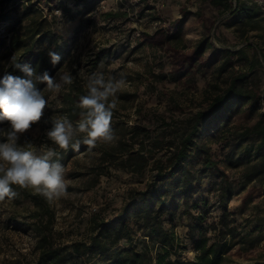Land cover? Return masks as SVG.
Here are the masks:
<instances>
[{
    "label": "rangeland",
    "instance_id": "obj_1",
    "mask_svg": "<svg viewBox=\"0 0 264 264\" xmlns=\"http://www.w3.org/2000/svg\"><path fill=\"white\" fill-rule=\"evenodd\" d=\"M21 4L25 2L18 1V11L14 15H19L21 6L18 5ZM182 5L191 11L181 32L183 44L187 48H192L200 38L208 36L215 48L237 49L246 43L250 44L252 49L248 53L254 52L260 58V50L264 47V18L259 20L258 29L242 36L234 27L223 24L224 15H220L209 0H81L78 5L75 0H40L42 14L62 36L60 45L65 52L62 65L52 77L59 79L58 72L70 71L75 77L73 83L78 82L86 91V77L91 73L102 72L106 78H123L125 86L115 97L117 118L124 120L129 127L142 125L152 134L162 130L165 134L168 130H181L194 113L207 107L211 96L218 89L224 88L232 75L243 71L241 64L235 63L233 68L219 73L217 65L220 54L213 56L211 47L202 57L204 66L201 72L195 73L192 80L183 78L181 83L176 84L168 78H156L158 73L166 75L170 68L169 50L147 45L142 41L140 33H153L180 17L179 9ZM64 9H69V12ZM110 10L116 11L118 15L105 18L103 14ZM197 10L214 21L210 29L206 30L201 25L194 14ZM12 25V19L0 21V38L6 42ZM3 64H6L5 60L0 62V79L5 75ZM255 78L264 91V63L256 68ZM45 87L42 92L48 103L44 115L28 132L21 135L18 141L20 146L31 142L37 148H54L55 144L47 138L46 133L52 127L51 118L64 115L61 95L70 85L56 94L46 91ZM256 119L257 114H251L244 105L232 117L229 127L233 129L252 125ZM3 129L1 126L0 132ZM227 133L225 137L228 138L222 141H229L228 147L222 148L219 142H211L212 151L218 160L224 159L231 149L237 147L236 140L227 136ZM163 153L165 150L157 156ZM96 157V149L81 152L71 157L64 166L68 182L67 195L50 203L54 212L52 225L57 243L70 244L88 239L91 221L98 217L108 220L116 215L131 191L143 189L155 172L152 160L141 174L110 167L107 173L99 176L94 186L88 188L92 176L88 171L96 165ZM218 166L224 171L235 192L225 200V215L219 202L221 180L209 174L203 176L202 191L193 196L208 200L191 211L204 216L202 229L210 240L229 229L226 239L232 246L226 254V264H264V187L255 181L245 190L239 191L242 167H231L224 162ZM250 187L255 188L247 192ZM13 190L18 193L14 199L0 202V264H24L34 261L39 253L36 248L38 234L32 226L34 218H30L35 207L24 196L32 191L18 186H13ZM247 193L252 195V199L244 202ZM92 207L96 210L92 211ZM173 221L176 242L179 243L177 252L183 260L190 261L197 253L187 236L188 225H192L193 220L187 214L179 215L177 212ZM164 225L170 227L169 223ZM255 228L260 229L253 231ZM133 240L139 242L142 237L136 233ZM121 244L128 246L124 239ZM155 250L156 247L152 249L153 253Z\"/></svg>",
    "mask_w": 264,
    "mask_h": 264
},
{
    "label": "trees",
    "instance_id": "obj_2",
    "mask_svg": "<svg viewBox=\"0 0 264 264\" xmlns=\"http://www.w3.org/2000/svg\"><path fill=\"white\" fill-rule=\"evenodd\" d=\"M18 1L25 4L18 5L21 11L17 16L14 12L18 11ZM209 1L220 15H224L223 24L234 27L242 36L258 29L259 20L264 18V4L259 2L264 0ZM39 2L0 0V21L13 20L8 41L0 38V62L6 61L2 65L5 74L26 78L21 68L16 67L19 64L29 65L37 74L47 71L53 76L62 65L65 54L60 45L62 36L44 17ZM79 3L81 0H75V4ZM64 10L69 12V9ZM179 10L181 16L169 21L164 27L153 33H140L142 41L147 45L169 50L170 68L166 75L158 73L156 78H168L176 84L181 83L183 78L192 80L195 73L201 72L204 66L202 57L212 47L208 36L200 38L192 48L183 44L182 26L191 11L184 5ZM194 14L206 30L213 25L214 21L200 10ZM117 15L112 10L103 14L105 18ZM251 49L247 43L237 49L212 47L213 56L220 54L217 65L219 73L233 68L235 63H240L243 71L232 75L227 85L211 96L207 107L194 113L181 130H168L166 134L162 130L152 134L142 125L127 126L124 120L117 118V110H114L112 127L118 140L113 145L98 143L94 148L97 150L96 165L88 171L92 176L87 187L94 186L99 176L107 173L110 167L141 174L152 160L155 172L143 189L131 191L116 215L108 220L94 218L88 239L70 244L57 243L52 225L54 212L50 203L40 195L25 193L24 196L35 207L30 218H34L32 226L38 234L36 248L39 253L34 261L24 264H226V254L232 246L226 239L229 229L210 240L202 229L204 216L193 214L191 209L199 208L201 203L208 200L193 196L202 191L203 176L209 174L221 180L219 202L225 215V200L235 192L224 171L219 168L220 162L231 167H242L239 191L245 190L255 181L264 187V91L255 78L256 68L264 63V47L260 50L261 59L254 52L249 54ZM49 50L61 57L55 66L48 56ZM14 56L15 62L12 60ZM45 86L43 83L36 85L40 91ZM65 90L61 95L63 114L75 123L80 111L76 105L79 97L87 94V91L78 82ZM244 105L251 114H257V119L252 125L232 129L229 127L231 119ZM1 126L4 131L10 127L7 121L0 122ZM225 132L236 140L237 147L231 149L224 159L218 160L212 151L211 142H219L222 148L228 147L229 141H222L228 138ZM78 138L82 140L83 134ZM0 142H6V138L0 136ZM53 149L57 153L53 159L63 166L71 157L88 151L83 143L78 152L71 147L65 151L56 145ZM162 150L165 153L157 156ZM254 188L250 187L247 192ZM251 199L252 195L247 193L244 202ZM177 212L179 215L187 214L193 220V224L188 225L187 236L197 253L190 261L183 260L177 252L179 243L176 242L173 230ZM165 223H169L170 227H165ZM136 233L142 237L139 242L133 240ZM122 239L128 243L127 247L121 244ZM154 247L155 253L152 251Z\"/></svg>",
    "mask_w": 264,
    "mask_h": 264
},
{
    "label": "clouds",
    "instance_id": "obj_3",
    "mask_svg": "<svg viewBox=\"0 0 264 264\" xmlns=\"http://www.w3.org/2000/svg\"><path fill=\"white\" fill-rule=\"evenodd\" d=\"M48 56L53 66L60 62L61 57L55 51L49 50ZM12 60L15 62V56ZM16 67L21 68L26 78L5 74L0 79V122L7 121L10 125L0 132L6 138V142H0V202L14 199L18 193L13 186H18L53 203L66 196L68 189L66 169L53 159L56 151L47 146L37 148L31 142L20 146L18 141L42 119L47 107L48 101L36 85L43 83L46 91L56 94L72 85L75 77L70 71H62L57 73L59 79H56L47 71L37 74L29 65L17 64ZM125 83L123 78H106L102 72L88 75L87 94L81 95L76 105L80 110L79 119L73 123L67 115L51 118L47 138L65 151L71 147L78 152L81 143L88 151L98 143L113 145L118 140L112 127L117 107L115 97ZM81 134L82 140L78 138Z\"/></svg>",
    "mask_w": 264,
    "mask_h": 264
},
{
    "label": "built area",
    "instance_id": "obj_4",
    "mask_svg": "<svg viewBox=\"0 0 264 264\" xmlns=\"http://www.w3.org/2000/svg\"><path fill=\"white\" fill-rule=\"evenodd\" d=\"M96 210V208L95 207H92V211H95Z\"/></svg>",
    "mask_w": 264,
    "mask_h": 264
}]
</instances>
